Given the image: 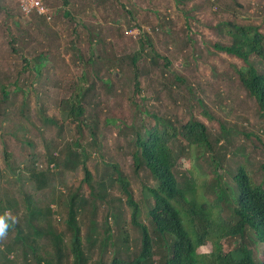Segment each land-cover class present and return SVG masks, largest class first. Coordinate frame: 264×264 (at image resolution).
<instances>
[{"label":"trees","instance_id":"1","mask_svg":"<svg viewBox=\"0 0 264 264\" xmlns=\"http://www.w3.org/2000/svg\"><path fill=\"white\" fill-rule=\"evenodd\" d=\"M40 1L48 14H33L26 21L33 26L19 29L17 21H10L6 15L11 9L10 3L15 2L9 0L4 15L8 25H4L5 32H2L7 37L9 58L19 55L21 60L12 83L0 82L3 135L14 140L20 149H25L24 157L16 166L10 163L11 153L2 149L0 215L8 213L16 223L13 225L11 219L8 220L10 227L6 236L0 239V245L7 246L11 241L12 248L19 246L26 252L24 259L16 256L14 264H88L81 247L83 241L102 255L108 252L106 242L114 234L120 243L113 244L116 254L112 255L118 259H112L111 264H264V188L245 170L247 160L240 164L241 160H235L232 150L237 149L234 154L243 158L253 152L251 145L249 149L227 147L235 138L231 136H226L220 145L217 141L206 142L204 124L187 121L185 125L177 126L171 118L157 115L151 104V111L144 112L145 109L142 114L147 122L138 129L133 127L123 132L127 138L132 136L129 175L132 180H140V200H134L128 189L129 176L119 168L104 162L89 167L91 155L87 145L102 142L103 137L96 131L100 122L102 126L112 122L101 121L104 110L97 109L95 95L100 92L99 88L109 94L115 77L126 72L133 74L132 92L140 95L137 63L144 45L151 43V33L141 31L138 34L139 51L127 57H116L108 50L110 43L105 46L107 40L101 25L92 30L94 36L89 41L84 32L78 31L90 24L94 11L111 0H87L84 5L82 0H60V3L58 0L55 4L52 2L56 0ZM69 16L79 19L74 28H69L66 22ZM105 23L117 24L119 21L107 19ZM130 26L138 27L137 23ZM218 26L230 42L215 43L213 48L243 62L239 67L230 66L234 83L243 92L240 102L245 106L254 103L257 116L264 122V70L260 67H264V33L259 32L257 26L236 22ZM114 30L117 33L119 28ZM32 34L40 35L42 44L39 43L41 48L36 53V65L30 69L29 57L22 52L24 40L30 39ZM16 41H20L19 47ZM65 55L70 66L80 70L72 82H67L66 72L60 79L57 74L64 73ZM252 56L258 60H251ZM55 75L52 85L61 95L56 102L50 96L51 91H44L43 86L52 83ZM175 79L183 82L178 77ZM174 84L178 86L176 82ZM188 93L192 92L189 90ZM30 94L33 95V108L27 104ZM125 95L126 91L122 93ZM18 96L19 103L16 101ZM52 104L63 113L60 119H57V113H48ZM132 107L138 111L140 104L133 103ZM31 110L38 120L32 130H41L49 124L64 130L57 140L44 142L40 149H35L34 141L27 136V121L32 120H26L25 116L30 115ZM15 113L21 115L18 118L22 120L13 130L5 129V123L15 119ZM203 114L212 119L208 111L203 110ZM238 129L242 132L241 137L250 138L252 133L243 126ZM254 134L257 135L254 140H259V135ZM229 155V165L222 168ZM206 164L210 170H206ZM79 166L82 167L79 172L71 173H79V180H60L64 173L77 171ZM141 167L148 174L147 182L139 173ZM217 168L220 174H216ZM9 174L19 185V190L12 195L4 189ZM91 181L96 182L87 186ZM81 182L86 185L85 189ZM115 185H121L124 199L119 191L117 195L107 194ZM207 194L212 196L210 202H207ZM122 202L130 212L129 224L120 221ZM98 212L104 215L100 224ZM111 219L115 222L113 234V225L109 226ZM227 238L237 245L224 250L220 241ZM207 243L209 252L200 253L199 247ZM5 252L10 250L6 248ZM155 254L162 257L159 263L153 260ZM10 263L8 255L0 252V264Z\"/></svg>","mask_w":264,"mask_h":264},{"label":"rangeland","instance_id":"2","mask_svg":"<svg viewBox=\"0 0 264 264\" xmlns=\"http://www.w3.org/2000/svg\"><path fill=\"white\" fill-rule=\"evenodd\" d=\"M56 2L58 3V0L53 1L52 4ZM86 2L87 0H82L81 4L84 5ZM8 3L9 0H0V8H2L0 10L1 83L3 81L12 83L17 76L21 61L19 55H13L11 59L9 58V46L6 43L7 37L5 38L2 34V32H5L4 25H8V22L4 21L6 20L4 15L6 6L9 5ZM16 5L15 2L13 4L10 3L11 9L6 14L10 21H17L20 26L19 29L32 27L33 24L26 22L28 19L18 13L19 10H17L18 7ZM107 19L119 21V23H105ZM77 21L79 19L75 16H69L66 22L69 28L70 26L74 28V24ZM230 22L257 26L259 32L264 33V0H184V3H176L175 0H111L101 5L97 11H94L88 26L80 27L81 29L78 30L79 32H84L86 35L84 37L89 41L94 36L92 30L97 25H101L107 40L105 46L110 43V47L108 45L110 49L108 48V50L111 55L113 54L116 57L120 55H126L127 57L140 49L139 36L133 39L127 35L126 31L128 28L133 27L130 26L131 24L137 23L138 27H141V31L146 34L148 32L151 33L149 34L151 43L144 45V52L137 63L139 67L140 95L132 92V72L118 74L113 81L109 94L106 93L105 89L99 88L100 92L95 95L94 103L97 104L99 111L104 110L101 121L106 119L112 122L108 126H102V122H100L96 131L103 137L102 142L99 141L95 144L87 145L86 148L89 152L97 153L98 155L90 158L89 167L102 163L99 162V159L119 165L120 170L129 176V190L132 192L135 201L140 200L141 197L140 180L138 178L133 180L130 178L129 171L132 170L130 140L132 136L129 135L127 138V136L123 135V132L128 128L130 130L133 127L138 129L141 124L147 122L142 118V114L145 109L144 112L149 113L151 111V104L154 105V111L157 115L171 118L177 126L179 124L184 125L187 121L204 124L207 134L206 139L209 143L217 141L216 143L220 145L224 143L226 136H231L235 138H232L233 142H230L227 147L239 146L249 149L251 145L253 152L246 154L242 158L238 157V154H234L237 149H232L233 156L236 157V161L240 162L241 160L240 164L247 160L245 170L248 171L254 181L260 183L264 188V122L257 116L258 109L254 106V103L245 106L240 102L243 92L234 83V74L231 73L230 69L231 65L239 67L243 65V62L213 48L215 43L223 45L230 42L229 37L218 26L220 23ZM154 27L156 29L152 30ZM59 28L61 27L59 26ZM114 28H119L117 33H114ZM40 41L41 36L38 34H32L30 39L24 40L22 53L29 57L28 66L30 69L36 65V53L41 48L40 44H42ZM16 43L17 47L21 45L20 41H16ZM52 49L54 51V48ZM67 55H65L67 65H62L64 73L60 72L57 74L60 79L66 72L67 82H72L75 80L74 75H79L80 70L70 66ZM251 60L257 61L258 58L252 56ZM260 67L264 70L263 66ZM44 72L46 73L47 71L44 69ZM47 76L51 75L48 74ZM175 77L183 80V82L176 81ZM55 79L56 75L52 83L43 85L45 86L44 91H51L50 96L54 102L61 97L52 85ZM175 82L178 86H175ZM189 90L192 92L191 94L188 93ZM124 91H126V95L122 96ZM16 101L20 102V96L16 98ZM133 103L137 106L140 104L138 111L132 107ZM27 104L30 108L34 107L32 94L29 95ZM203 110L208 111V115L212 119H208L203 114ZM52 112L59 115L57 119L62 117L63 113L54 104H52L48 113ZM19 116L21 117V115L15 113V119L5 123V129L13 130L19 120H22V118H18ZM25 117L28 118L26 120H32L27 121L26 129L29 130L28 138L34 141L35 149H40L44 142L48 143L51 140H57V136L64 132L60 126L52 124L41 130H32V126L38 125L35 113L31 110L30 115ZM245 118L246 120H244ZM245 121L247 123L243 125ZM241 126L247 132L252 133L249 139L241 137L240 133L242 132L238 129ZM3 127V122H0V171L4 167L2 149H7L11 153L10 163L13 166H16L19 160L24 157L25 151V149H20L14 140L3 135L5 134ZM254 133L259 135V140H254V136H257ZM226 158L222 163V168L229 165L231 156L229 155ZM205 168L210 170L207 164ZM77 172L79 171H68L64 173L63 177H60V180L64 182L68 178L71 182L75 179L79 180V173L71 174ZM220 172L217 168L216 174H220ZM139 173L143 180L146 181L145 177H148V174L143 167H141ZM5 182V192H9L12 195L19 190V185L13 182L12 174L7 176V181L5 180ZM80 185L85 189L86 185L83 183ZM118 191L120 197L124 199L125 195L121 190V185H115L110 190L109 195H117ZM211 199L212 196L207 194V202H210ZM122 209V219L120 221L121 223L129 224L130 212L125 203H123ZM98 214L97 222L100 224L104 221V215L100 212ZM145 223L147 225L148 222L146 221ZM109 224V226L113 225V234L116 231L115 222L111 219ZM114 235L113 238L108 240L112 242L111 248H114V243L115 246L120 243V241L117 242L115 240L116 234ZM220 242L224 250L231 249L237 245L229 238ZM7 243L10 244L11 241ZM106 244L105 250L108 251L111 248L108 242ZM134 246L135 244H133ZM136 247L138 248V245ZM86 248L89 264H101V261L109 263L111 261V256L108 252L100 255L96 252L95 247L87 245ZM121 248L122 246H120ZM209 250V243L198 249L200 253H208ZM161 259L162 257L158 254L153 256V260L156 263H159Z\"/></svg>","mask_w":264,"mask_h":264},{"label":"clouds","instance_id":"3","mask_svg":"<svg viewBox=\"0 0 264 264\" xmlns=\"http://www.w3.org/2000/svg\"><path fill=\"white\" fill-rule=\"evenodd\" d=\"M14 1H15V3H17L16 7H18L17 8V10H19L18 13H20V15L22 17H24L25 19H30L33 14L38 15L37 13H31V14L25 15L21 11V8H20V0H14ZM175 2L176 3H180V2L181 3H184V0H177ZM38 16H40V15H38ZM126 32H127V35L128 36L132 37L133 39H136L137 38L136 36H138V34L141 32V30L138 27H132V28H129ZM205 139H206V136H205ZM206 142H207V139H206ZM90 155H91V157L98 156L97 153H91V152H90ZM99 162H102V163L104 162V163H106L107 166L109 165L110 167H114L115 166L116 168H119V165L117 163H107V162L103 161L102 159H99ZM81 169H82V167L79 166V168H78L77 171H80ZM119 170H120V168H119ZM95 182L96 181H91L90 184L87 183L86 185L87 186L93 185ZM128 189H129V187H128ZM109 193H110V190L107 192V194L109 195ZM9 219H11L13 225L16 223V219L14 217H10L8 213H5L4 215H0V239H3L6 236V234H7V231L9 229V227H10V224L8 223V220ZM107 242L109 243V247L111 248V243L112 242H110V241H107ZM83 243H84V245L81 246V247H83V250H84V254L83 255H85V257L87 258V263L89 264V257H88L87 251H86L87 250V248H86L87 244L84 241H83ZM206 245H204V246H206ZM204 246H202V247H204ZM6 248L9 249L10 252H8V253L5 252L6 251ZM3 251H4V254L5 255H8V259L11 261L10 264H14V260H15L16 256L21 257L22 259L25 258L24 257L25 250L23 248L19 247V246H16L15 248H12L10 246V244H8L7 246L0 245V252H3ZM108 253L111 256V261L109 263L108 262L105 263V261H101V264H111L112 259L113 260L114 259H118V258H116L115 256L112 255V254H116L113 251V248H111L110 250H108ZM69 260H71V257H69ZM119 260H122V258L119 259Z\"/></svg>","mask_w":264,"mask_h":264},{"label":"built area","instance_id":"4","mask_svg":"<svg viewBox=\"0 0 264 264\" xmlns=\"http://www.w3.org/2000/svg\"><path fill=\"white\" fill-rule=\"evenodd\" d=\"M20 8L25 15L31 13H37L38 15L48 14L40 0H20Z\"/></svg>","mask_w":264,"mask_h":264}]
</instances>
